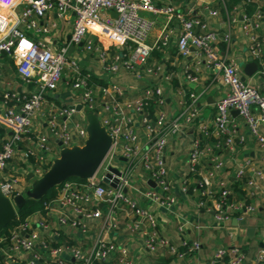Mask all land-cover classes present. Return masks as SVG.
<instances>
[{"label": "built area", "instance_id": "built-area-1", "mask_svg": "<svg viewBox=\"0 0 264 264\" xmlns=\"http://www.w3.org/2000/svg\"><path fill=\"white\" fill-rule=\"evenodd\" d=\"M16 1L0 0V56L4 52L11 54L19 77L25 84H33V87L21 92H5L3 95L4 110L0 114V126L4 127L6 134L0 144V192L10 199L24 192L19 185L20 171L26 170L35 177L41 176L54 159L52 141L59 142L60 148L82 145L88 136L86 114L93 111L111 138L104 159L93 175L83 179L63 180L58 185L56 195L44 201V208L48 211L59 207L61 210L57 215V223L68 224L81 233L88 231V220L102 215V209L98 206L100 201L108 207V215L102 230L88 249L74 243L53 245L45 239H37L33 233L25 234V230L30 227L28 216L10 226L7 234L0 233V242L8 240L13 251L32 252L27 264H40V260L43 264H134L128 256L127 248L116 246L106 236L107 230L114 229L118 224L116 211L125 209L127 214H132L127 224L130 230L142 228L144 221L147 224L148 227H144L142 232L144 244L149 249L165 246L175 252L176 247L156 232L157 220L154 215L129 197L124 189L131 169L139 165L147 172L146 179L153 180L159 188L147 187L142 193L162 206H172L175 198L169 193L167 142L170 135L181 132L184 124L198 115L196 94L191 93V101L184 99L183 109L175 116H170L160 107L165 99L163 88L153 82L146 83L137 96H129L126 88L116 83L97 85V92L92 71L82 67L75 57L68 54V44L56 50L41 36L30 39L19 23L26 22L33 15L43 17L52 10L59 17L72 12L69 42L82 43L81 50L95 54L107 73H115L123 66L137 74L140 69L150 74H159L163 71L162 65H148V57L152 49L168 43L172 30L165 26L158 40L149 43L147 38L154 20L142 12L147 10L153 14H165L168 20L179 19L182 24L177 38L180 55L185 57L194 48L196 63L220 70L225 86L224 95L216 102L214 129L208 124H201V131L205 136L215 133L223 135L225 143L233 146L237 124L232 111L238 110L259 145L264 148V132L261 129L264 122V94L251 82L242 79L239 60L218 47L219 41L230 45L231 23L237 20V16L233 14L228 20L227 29L220 30L211 28L201 17L187 16L172 4H157L153 0H22L19 10L14 7ZM208 9L213 15L219 13L215 7L208 6ZM111 11L116 12V16ZM256 17L255 20L245 17L243 27L251 35L253 57H261L264 35L255 30L259 29L264 12L258 9ZM92 23H96L98 28L93 27ZM55 24L50 21L37 30L47 34ZM92 35L96 38H92ZM111 44L122 51L111 54ZM262 72L264 74V68ZM63 75L68 86L81 89V107L76 109V103L52 105L42 113L45 128H39L34 124V118L46 103V95L57 88ZM169 77V74H164L165 79ZM187 77L193 82L198 80V74L191 70ZM132 112L140 116L139 122L146 135L144 143L140 142L134 128ZM238 137L240 142L245 141L244 135ZM219 145L220 140L208 142L197 137L189 150V172L195 175L203 195L214 193L210 188L212 179L225 163L218 152ZM18 151H21L24 163L21 170L10 167V161ZM119 154L126 158L127 166L125 171L118 168L120 174L111 172L110 180L116 178V186H111L104 183L102 177L113 166ZM204 159L208 160V166L204 165ZM102 166L103 170L99 172ZM243 172L241 170L238 175L242 176ZM253 172L255 175L245 180L250 187V196H254L259 187L258 177L264 173L262 167L253 168ZM220 187L212 204L219 222L231 219L235 213L249 212L256 208V204L245 197H232L226 184L221 182ZM183 188L187 189L186 186ZM201 204H206V200H201ZM38 225L47 228L49 223L41 219ZM188 246L191 251H196L200 249L201 243L194 241ZM62 252H66L74 261H66L61 256ZM116 253V261L111 260V255ZM179 254L183 255L184 252L180 251ZM245 258L240 247L220 248L211 258L210 264H243ZM258 260L264 261V248L260 250Z\"/></svg>", "mask_w": 264, "mask_h": 264}, {"label": "crops", "instance_id": "crops-1", "mask_svg": "<svg viewBox=\"0 0 264 264\" xmlns=\"http://www.w3.org/2000/svg\"><path fill=\"white\" fill-rule=\"evenodd\" d=\"M157 4H172L187 14V16H197L206 20L211 28L226 30L229 26V19L233 14L237 20L232 25V41L227 45L224 41H219L218 47L235 56L241 64V76H246V80L258 87L264 94V51L261 57H254L259 63V69L252 75L246 74L245 65L249 62L252 55L251 35L244 29L245 17L252 20L257 19L256 12L264 8V0H240L232 6L225 3V0H153ZM22 0H17L14 4L16 9H20ZM208 6L218 9L219 13L213 15L209 12ZM236 6V9H234ZM150 11L143 10V14L154 20L152 29L148 34L147 41L155 43L165 26L171 28L172 32L168 43L161 47L151 50L148 57V65L160 64L163 71L159 74H150L143 70H127L120 66L117 72L107 73L96 55L92 52L81 50L80 44L69 42L72 32L73 13L70 12L64 17H59L55 10L49 11L45 16L33 15L26 22L19 23L24 29L26 36L30 39L41 36L54 49H59L62 45L68 44V54L75 57L80 65L85 69H90L93 73V84L99 92L97 85H107L116 83L124 86L129 96H137L142 92L146 83L153 82L163 88L165 95L164 102L160 107L170 116H175L183 109V100L191 101V93L196 94V105L199 108L198 115L183 126L179 133L170 135L167 142L166 163L168 168V180L170 184L169 193H171L175 202L170 208L162 206L148 197L142 191L147 187L159 190L153 180H147V172L139 165L134 166L127 177L125 192L136 200L144 208L148 209L156 218V232L158 235L167 238L176 251L172 252L165 246H157L151 250L144 244V227H148L145 221L142 228L130 230L127 227L132 214H127L125 209L116 211L115 218L117 226L112 230H107L106 236L116 245L125 246L128 250V256L134 264H210L211 258L220 248L230 249L240 247L245 253L243 264H264V261L258 260V254L264 248V173L258 177L259 187L255 190L254 196L249 195L250 187L245 180L254 176L253 168L262 167L264 171V148L251 133L245 119L235 110L232 115L237 124V132L234 138V145L225 143L223 135L211 134L205 136L201 131V124H208L214 129L216 102L224 95L225 86L222 83L221 71L212 66L197 64L196 50L183 57L177 49V38L181 30V21L177 18L168 20L165 14H153ZM50 21L56 24L47 34H41L37 28ZM32 22V23H31ZM259 29L255 30L258 34L264 35V18L260 20ZM93 38V37H92ZM119 50V47L113 46L109 52L112 54ZM191 70L198 74L197 81H190L187 77ZM169 74V79L164 78V74ZM65 75L62 76L57 88L46 95L47 100L44 106L36 114L34 124L44 129V118L42 113L52 105H62L76 103L80 104L81 89H73L65 83ZM33 84H25L16 72L15 60L6 52L0 56V114L4 107L2 104L3 95L9 91L30 90ZM80 109V108H79ZM78 109V110H79ZM134 128L139 134L141 143L145 142L146 135L142 125L139 122V115L132 112ZM78 113L75 114V118ZM41 122V123H40ZM4 128L3 126H0ZM264 132V122L261 124ZM239 135L245 136V141H239ZM0 135V144L3 140ZM197 137L204 141L215 142L220 140L218 152L221 153L225 163L222 169L217 170L212 179L210 188L214 193L203 195L197 179L194 174L189 172V150L193 140ZM53 143V158L59 155V142ZM203 163L208 166V160ZM24 163L21 159V151H18L10 161L12 169L21 170ZM113 166L125 171L127 160L121 154L113 161ZM243 170L242 176L239 172ZM24 171V172H23ZM20 171V188L25 191L36 178L31 172ZM32 174V176H30ZM186 178V179H185ZM221 182L226 184L234 198H246L249 202L256 204V208L249 212L235 213L227 220L219 222L216 218V212L212 206L215 196L221 188ZM186 186V190H184ZM205 199L206 204H201ZM98 206L102 209V215L94 220H88V231L81 233L77 228L68 224L57 223V215L61 210L59 207L52 208L45 213L34 211L28 215L30 227L25 230V234L33 233L37 239H45L53 245H64L69 243L80 244L86 249L90 248L95 238L103 228V223L108 215V207L103 202ZM45 219L49 226L44 228L38 225V221ZM9 227L0 230V233L7 234ZM7 242H0V264H27L32 257V252L19 250L13 251ZM187 242L186 244L184 242ZM194 241L201 243L200 249L191 251L188 244ZM184 252L180 255L179 252ZM117 253L111 255V260L116 261ZM61 256L68 262L74 259L66 252ZM40 264L43 261L40 260ZM218 264H225L220 262Z\"/></svg>", "mask_w": 264, "mask_h": 264}, {"label": "water", "instance_id": "water-1", "mask_svg": "<svg viewBox=\"0 0 264 264\" xmlns=\"http://www.w3.org/2000/svg\"><path fill=\"white\" fill-rule=\"evenodd\" d=\"M110 13L116 16V12L111 11ZM92 37L96 38L94 35ZM109 48H113L112 44L109 45ZM258 69L259 63L251 56L249 62L245 65L246 74L252 75ZM242 79H246V76H242ZM75 107L79 109L81 104H76ZM235 111L238 112V110ZM86 120L88 136L82 145L62 147L59 155L52 160L50 166L41 176L34 178L31 185L24 192L15 194L11 199L0 192V229L17 219V209L27 199L41 198L49 189L71 176L86 178L97 171L110 147L111 138L105 127L100 124L95 112L89 111L86 114ZM111 172L120 174L118 168L110 166L109 171L103 175L102 181L111 186H116V178L110 180Z\"/></svg>", "mask_w": 264, "mask_h": 264}, {"label": "trees", "instance_id": "trees-1", "mask_svg": "<svg viewBox=\"0 0 264 264\" xmlns=\"http://www.w3.org/2000/svg\"><path fill=\"white\" fill-rule=\"evenodd\" d=\"M239 1L240 0H225V3L227 4L228 7L229 5L232 6L233 4L238 3ZM262 11L264 12V8H262ZM5 134H6L5 129L0 127V135L5 136ZM69 178L83 179L77 176H71ZM58 185H55L54 187L49 189L41 198L27 199L26 202L20 208L17 209V219L15 221L9 222L5 227L1 228L0 230H5L9 226H12L15 223H19L23 221L28 215H30L34 211H40L45 213L46 210L44 208V201L56 195ZM225 261L227 262V258L225 259Z\"/></svg>", "mask_w": 264, "mask_h": 264}, {"label": "bare ground", "instance_id": "bare-ground-1", "mask_svg": "<svg viewBox=\"0 0 264 264\" xmlns=\"http://www.w3.org/2000/svg\"><path fill=\"white\" fill-rule=\"evenodd\" d=\"M92 26L98 28V25L96 23H92Z\"/></svg>", "mask_w": 264, "mask_h": 264}, {"label": "rangeland", "instance_id": "rangeland-1", "mask_svg": "<svg viewBox=\"0 0 264 264\" xmlns=\"http://www.w3.org/2000/svg\"><path fill=\"white\" fill-rule=\"evenodd\" d=\"M150 13V12H149ZM148 12H147V14H149ZM103 170V166L100 168V170H99V172H101Z\"/></svg>", "mask_w": 264, "mask_h": 264}]
</instances>
